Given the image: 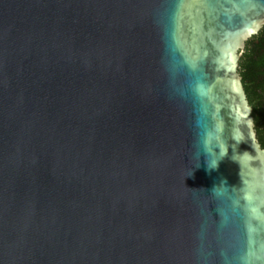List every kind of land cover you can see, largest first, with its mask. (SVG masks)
I'll return each mask as SVG.
<instances>
[{"label": "water", "instance_id": "95a60500", "mask_svg": "<svg viewBox=\"0 0 264 264\" xmlns=\"http://www.w3.org/2000/svg\"><path fill=\"white\" fill-rule=\"evenodd\" d=\"M263 27L264 0H0V264H264Z\"/></svg>", "mask_w": 264, "mask_h": 264}, {"label": "trees", "instance_id": "16d2710c", "mask_svg": "<svg viewBox=\"0 0 264 264\" xmlns=\"http://www.w3.org/2000/svg\"><path fill=\"white\" fill-rule=\"evenodd\" d=\"M239 72L249 102L253 106L258 138L264 147V27L246 41L239 62Z\"/></svg>", "mask_w": 264, "mask_h": 264}, {"label": "flooded vegetation", "instance_id": "af4514ba", "mask_svg": "<svg viewBox=\"0 0 264 264\" xmlns=\"http://www.w3.org/2000/svg\"><path fill=\"white\" fill-rule=\"evenodd\" d=\"M263 92H264V90H263ZM254 119H255V117H254ZM255 129H256V131H257L256 122H255ZM262 130L264 131V126L262 127ZM257 137H258V131H257ZM258 139H259V138H258Z\"/></svg>", "mask_w": 264, "mask_h": 264}, {"label": "clouds", "instance_id": "9594fccd", "mask_svg": "<svg viewBox=\"0 0 264 264\" xmlns=\"http://www.w3.org/2000/svg\"><path fill=\"white\" fill-rule=\"evenodd\" d=\"M225 151H226V150H225ZM222 154H223V153H222ZM217 163H218V161H216V160H213V161H212V164H213V165H215V164H217Z\"/></svg>", "mask_w": 264, "mask_h": 264}]
</instances>
